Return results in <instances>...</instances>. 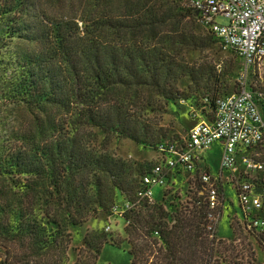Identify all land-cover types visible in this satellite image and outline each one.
<instances>
[{
    "label": "trees",
    "instance_id": "16d2710c",
    "mask_svg": "<svg viewBox=\"0 0 264 264\" xmlns=\"http://www.w3.org/2000/svg\"><path fill=\"white\" fill-rule=\"evenodd\" d=\"M82 1L56 9L0 0V264H97L104 238L93 245L86 235L71 262V228L110 213L124 225L129 264H238L234 246L208 230L199 167L165 169L151 204L137 192L161 160L144 170L107 153L110 139H126L175 158L187 135L160 141L158 127L169 105L188 98L179 82L197 84L192 57L207 38L192 22L215 37L181 0ZM217 92L202 98L209 123ZM22 112L30 121L19 128ZM87 130L104 150L95 151ZM126 202L133 209L114 215ZM232 223L264 247V233Z\"/></svg>",
    "mask_w": 264,
    "mask_h": 264
},
{
    "label": "built area",
    "instance_id": "2783aa9c",
    "mask_svg": "<svg viewBox=\"0 0 264 264\" xmlns=\"http://www.w3.org/2000/svg\"><path fill=\"white\" fill-rule=\"evenodd\" d=\"M181 3L195 13L197 21L210 31L223 51L233 53L241 61L236 78L238 89L216 100L213 122L200 120L191 127L184 147L174 152V159L161 157L142 177L146 188L139 190L137 197L153 204L156 200L151 189L164 185L165 169L177 164L189 170L197 166L211 234L216 230L224 202L222 180L237 193L241 219L235 220L240 228L264 233V218H250V212L264 210V0H181ZM219 17L227 23L218 24ZM215 142L224 147L220 170L230 173L228 179H223L220 173L218 182L202 166V154ZM134 205L126 202L120 208L116 206L113 214L122 216Z\"/></svg>",
    "mask_w": 264,
    "mask_h": 264
},
{
    "label": "rangeland",
    "instance_id": "374dc122",
    "mask_svg": "<svg viewBox=\"0 0 264 264\" xmlns=\"http://www.w3.org/2000/svg\"><path fill=\"white\" fill-rule=\"evenodd\" d=\"M49 5H55L56 9L60 7H70L78 4L80 0H45ZM93 0H83L82 3H90ZM216 22L220 25L227 23L224 18H217ZM2 21H0V25ZM195 28V33L207 38L206 48L201 52H195L193 59L197 64H194L199 69L196 71L197 84H193L188 78H184L179 82L180 91L188 98L175 105H169L161 117L159 127L162 138L160 141H170L187 135V122L196 124L200 120H204L201 115L202 98L209 94L213 95L214 90L217 96H226L237 92L238 86L236 78L241 70V61L231 52L223 51L215 39L211 41V35L192 22ZM2 47V46H1ZM195 73V74H196ZM211 115V110H209ZM27 113H21L20 116H15L13 121L15 126L19 124H27L30 117ZM11 123L8 121V127ZM2 129V128H1ZM3 131V129H2ZM92 130H87L85 139L91 142L95 147V151L104 150V142L102 137ZM158 141V142H160ZM157 143V142H155ZM151 143V144H155ZM223 145L220 142H215L207 151L202 154L203 168L207 169L212 179L218 182L219 174L223 175V179H228L230 173L228 171L221 172L220 162L223 153ZM107 153L113 158L127 160L131 163H139L143 169L149 168L155 162H158L161 156L142 145H138L131 140L126 139H110ZM222 182L224 192V202L221 206L220 216L216 224L215 236L217 239H222L226 243H231L237 251L238 264H264V247L255 239L243 232L241 229H236L232 223L233 219H241L236 192L230 184ZM152 194L154 200H160L162 188L153 186ZM184 198V197H183ZM185 200V199H184ZM119 203V199H117ZM121 201V200H120ZM107 215V214H106ZM101 215L98 218H91L88 222L81 226L71 228L72 239L74 242L70 246L69 256L71 262H75L78 257L79 248L83 247V241L86 235L89 236L91 244L97 245L102 238L106 243L102 242L97 264H129L126 251L129 249V244L126 242L128 236L124 231V225L119 218L112 216ZM110 227V230L107 228ZM235 254V253H234ZM3 259V254L0 252V261Z\"/></svg>",
    "mask_w": 264,
    "mask_h": 264
},
{
    "label": "crops",
    "instance_id": "0c3cea01",
    "mask_svg": "<svg viewBox=\"0 0 264 264\" xmlns=\"http://www.w3.org/2000/svg\"><path fill=\"white\" fill-rule=\"evenodd\" d=\"M193 125H194V124H193ZM193 125H192V126H193Z\"/></svg>",
    "mask_w": 264,
    "mask_h": 264
}]
</instances>
